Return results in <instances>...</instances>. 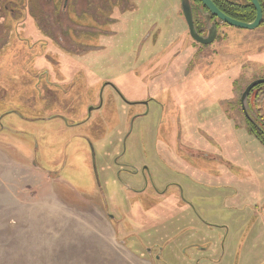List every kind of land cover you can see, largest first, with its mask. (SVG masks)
I'll use <instances>...</instances> for the list:
<instances>
[{
    "label": "rangeland",
    "instance_id": "1",
    "mask_svg": "<svg viewBox=\"0 0 264 264\" xmlns=\"http://www.w3.org/2000/svg\"><path fill=\"white\" fill-rule=\"evenodd\" d=\"M15 1L21 12L10 28L19 34L0 66V264H264V147L227 100L236 104L244 82L264 75L255 53L264 26L255 34L224 23L219 52L192 64L178 53L179 0H135L121 17L105 0L117 20L103 29L121 33L91 38L102 48L64 59L71 66H60L51 85L52 71L30 65L31 51L46 44L32 43L38 33L27 23L38 14L49 25L51 6L38 0L41 12L32 5L31 13V0ZM123 162L153 175L130 179L137 194L123 186ZM189 168L190 176L177 171ZM200 208L223 226L203 225L210 214L199 218Z\"/></svg>",
    "mask_w": 264,
    "mask_h": 264
},
{
    "label": "flooded vegetation",
    "instance_id": "2",
    "mask_svg": "<svg viewBox=\"0 0 264 264\" xmlns=\"http://www.w3.org/2000/svg\"><path fill=\"white\" fill-rule=\"evenodd\" d=\"M102 1L105 0H101L100 2L99 1L97 2V0H43L44 4L51 6L50 13L48 12V16L51 17L52 22L49 23V25L44 24L43 27L40 19L37 17L38 14H36V16L33 17V19H35L34 21L27 22L31 24L35 23L34 26L36 28V33H38L37 38L34 41H32V43H35L36 41H40L42 38V40H44V44H46L45 48L43 47L40 48L38 46L39 51H37L36 49H33V51H31L32 53L31 57H33L34 55V59L37 61V63H31L30 65L31 67L36 68L37 70H43V72L45 70L53 72L51 80L46 77L47 83H50L51 85H54L56 83L55 77L58 74L55 71L60 66L65 65V63H63L64 59H68L72 55L82 54L85 51L90 50L91 48L95 50L102 48L100 44L98 45L91 44L90 41L91 38H97V37L100 38L102 36H107V35L113 36L114 34L118 35L121 33V32L111 31L109 29L106 30L103 29L105 24L108 23L110 25L114 24L117 20V17H111L110 15L108 16L107 14H105L106 8L103 4H101ZM106 1H108L110 6L113 7L115 6L116 8L115 13L119 17L125 15L127 12H129V10H132L133 8L135 10V8L137 7L136 6L137 2H135V0L134 3L133 0H106ZM212 1L223 13L239 21L251 22L256 17V10L251 0H212ZM12 2L17 3L15 0H0V60L3 59L4 61V63L0 64V66H5L6 64L9 63L8 60H10V55H11V52L9 51L10 42L12 41L11 38L13 35L19 34L18 29L12 31L10 28L11 24L15 23L14 21H11V19L16 16V13L21 12V10L17 9L15 4H12ZM37 2L38 0H31L26 4L24 8L28 9V12H30L32 10V5H35L37 7V10L40 11L39 10L40 6H38ZM258 2L262 10V16L259 25L256 28H254L253 30L254 32L252 31V33L255 34L257 33L256 30L260 26H264V0H258ZM184 4H188L190 7L192 22H193V32L196 33L198 37L207 40L209 38L207 36H208V30L209 32L211 30V24L212 23L216 24V34L210 42L203 43L197 41L192 37L185 19V14L183 9ZM92 6L96 7L101 14L107 16L106 17L107 19H105V21L103 22L101 21V19H98L97 16L94 14V10L92 9ZM177 11L180 13L181 19L185 26L184 32L182 31L178 33L177 38L179 39L181 37L179 44H180V48H182L178 53L189 54L192 57V64H193L195 63L194 62L195 55L208 56L210 52H219L220 49L217 48V45L220 44V41L222 39L227 37L226 32L220 29L222 28L224 22L219 20L216 16L209 14V11L202 5L200 0H179V4L177 5ZM54 16L57 20H53L52 17ZM69 17L70 18L73 17L80 21L81 24H79L75 20L76 25H72L74 28H78L79 30H81L80 32L75 33L74 31H71L72 29V26H70L71 19ZM206 17L208 18V22L206 20ZM81 20L84 22H81ZM36 25L38 26V28L36 27ZM21 27H23V25H20V28ZM48 27L51 31L47 29ZM88 30L90 31L88 32ZM248 30H252V29H248ZM160 35H161V31L159 30V28L157 26L154 27L153 38L155 39L153 40V43L160 37ZM212 43H216V44L214 46H210V44ZM14 50H20L18 54L21 57L26 55V53L22 52L23 49L21 47L15 48ZM255 53L258 55V57H261V61H262V59L264 58L263 47L257 48ZM178 57L179 54H176L174 56V59L175 58L177 59ZM234 60H235V56H233L232 58V61ZM211 61L212 59L210 58L209 62ZM65 66L70 68L71 65L67 64ZM187 66L183 65L182 68H185ZM245 70H246V63L242 64L241 68H238L236 70L235 72L236 75L234 77V80L239 81L238 78L244 74ZM165 71L170 72L168 68H166ZM198 76H199L198 81L201 84H205V83L207 84L210 79V77L208 79H205L202 73L198 74ZM211 77H212L211 80L216 78L215 75H212ZM232 77H230L231 80ZM263 78L264 75L259 77H253L249 80H246V82H244L242 91L239 92V98L236 99V104L234 97L227 100L230 102V106L233 110V112H231L230 115L232 117H240L241 115L245 122L247 130L252 135H254L255 138L264 147V83H260L252 87L249 90L248 94L246 95L244 101H241V95L245 90V88L251 82ZM144 102H148V101L144 99L137 101V103H144ZM210 140H213L215 142L214 137L213 138L210 137ZM195 145L197 147V144ZM197 149H199V147H197ZM205 156L208 161H211L215 164H217L218 162L221 163L223 161L222 158L219 156V154L217 155L212 154L211 156L209 154H206ZM197 157H199V155H197ZM180 163L183 166L186 164L183 160ZM118 165L120 167L119 172L125 173V177L123 179L125 182L123 181V186L127 190L133 192L134 194H137L142 189H139L140 187H138L137 184H134V186L130 184L131 178L134 179L135 177H140L141 182H144V180L151 178L153 176V175L144 174V171L146 170V166H141L140 168L138 166H134L131 163H125V162L118 163ZM177 171L180 172V174L183 173V175L186 176H190L192 173L191 172L192 170L190 168L189 170L178 169ZM152 184L155 187V189L161 192V190L157 188L154 182H152ZM168 184L175 185L178 183L172 181L169 182ZM158 191L157 193H159ZM179 199L180 202L182 201V199L183 201L185 199V202H189L184 195L182 199L181 198ZM190 204L193 207L194 211H196V208L192 205V203ZM207 209L208 208H204V209L200 208L202 212L199 214V218H202L203 216H207V211L210 214V217H208L207 220L205 219L201 220L202 224L205 226H212L213 224H216L215 226H223L220 225L219 223H215L214 220L217 219L212 214V211ZM254 214H257L255 210H253V213H251V215L253 216ZM154 247L155 246L151 247V251L152 250L154 251ZM160 255L161 254L158 253V255L156 254L155 256L157 259H160ZM151 261L155 262L153 260Z\"/></svg>",
    "mask_w": 264,
    "mask_h": 264
},
{
    "label": "water",
    "instance_id": "3",
    "mask_svg": "<svg viewBox=\"0 0 264 264\" xmlns=\"http://www.w3.org/2000/svg\"><path fill=\"white\" fill-rule=\"evenodd\" d=\"M200 1H201L202 5L209 11V14L216 16L222 22H224L228 25L234 26V27L244 28V29H254L259 25V23L261 21L262 10H261V7H260L258 0H251V2L254 5V8L256 10V17L251 22H243V21H239L235 18H231L230 16L223 13L214 4V2L212 0H200ZM183 9H184V14H185V19H186V22H187V25H188V28H189V31H190V34L192 35V37L194 39H196L197 41H200L203 43L210 42L216 34V24L215 23L211 24V30H210V32L208 30V36H207L209 38L207 40H204V39L198 37V35L193 32V22H192V16H191V11H190L189 5L184 4ZM206 20L208 22L207 17H206ZM260 83H264V78L251 82L243 91V93L241 95V101H244L246 95L248 94L249 90L252 87H254L255 85L260 84ZM146 250L149 251L150 248H148Z\"/></svg>",
    "mask_w": 264,
    "mask_h": 264
}]
</instances>
